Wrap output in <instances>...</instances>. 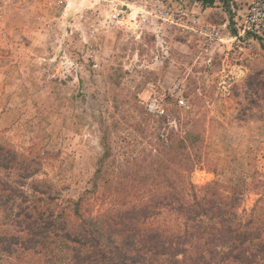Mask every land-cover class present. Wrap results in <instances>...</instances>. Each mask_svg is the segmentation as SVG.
Instances as JSON below:
<instances>
[{
    "label": "rangeland",
    "instance_id": "rangeland-1",
    "mask_svg": "<svg viewBox=\"0 0 264 264\" xmlns=\"http://www.w3.org/2000/svg\"><path fill=\"white\" fill-rule=\"evenodd\" d=\"M229 11L227 0H0V147L36 170L1 181L35 199L51 188L70 208L91 189L103 138L117 170L190 132L194 185L254 186L244 206L264 200V40L234 39ZM207 25L220 40L199 34ZM151 99L164 115L147 114Z\"/></svg>",
    "mask_w": 264,
    "mask_h": 264
},
{
    "label": "trees",
    "instance_id": "trees-1",
    "mask_svg": "<svg viewBox=\"0 0 264 264\" xmlns=\"http://www.w3.org/2000/svg\"><path fill=\"white\" fill-rule=\"evenodd\" d=\"M168 140L114 170L103 138L91 189L70 208L55 204L51 188L35 199L0 179V264H264V200L243 201L256 187H197L190 177L201 163L199 139L186 132ZM3 152L0 172L34 176V160Z\"/></svg>",
    "mask_w": 264,
    "mask_h": 264
},
{
    "label": "built area",
    "instance_id": "built-area-1",
    "mask_svg": "<svg viewBox=\"0 0 264 264\" xmlns=\"http://www.w3.org/2000/svg\"><path fill=\"white\" fill-rule=\"evenodd\" d=\"M234 14V39L247 41L264 40V0H227ZM234 1V3H233ZM63 0H59V4ZM199 34L208 43L220 40V32L214 26L200 28ZM185 101L179 100L178 107H184ZM145 110L151 117L159 118L165 114L163 106L156 100H148Z\"/></svg>",
    "mask_w": 264,
    "mask_h": 264
},
{
    "label": "crops",
    "instance_id": "crops-1",
    "mask_svg": "<svg viewBox=\"0 0 264 264\" xmlns=\"http://www.w3.org/2000/svg\"><path fill=\"white\" fill-rule=\"evenodd\" d=\"M229 7H230V5H229ZM230 11H231V12H230ZM230 11H229V14H231V13H232V10H230ZM232 14H233V13H232ZM233 15H234V14H233ZM233 17H234V16H233Z\"/></svg>",
    "mask_w": 264,
    "mask_h": 264
}]
</instances>
